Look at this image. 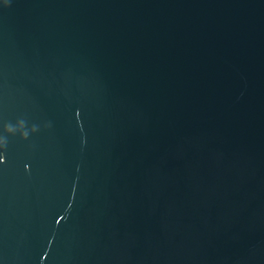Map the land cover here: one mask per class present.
<instances>
[{
  "label": "water",
  "instance_id": "water-1",
  "mask_svg": "<svg viewBox=\"0 0 264 264\" xmlns=\"http://www.w3.org/2000/svg\"><path fill=\"white\" fill-rule=\"evenodd\" d=\"M0 264H264V0H0Z\"/></svg>",
  "mask_w": 264,
  "mask_h": 264
}]
</instances>
